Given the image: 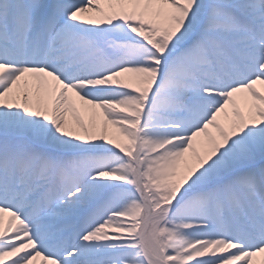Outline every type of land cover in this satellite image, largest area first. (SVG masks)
<instances>
[{"label": "snow or ice", "instance_id": "6c2138e0", "mask_svg": "<svg viewBox=\"0 0 264 264\" xmlns=\"http://www.w3.org/2000/svg\"><path fill=\"white\" fill-rule=\"evenodd\" d=\"M0 264H264V0H0Z\"/></svg>", "mask_w": 264, "mask_h": 264}]
</instances>
